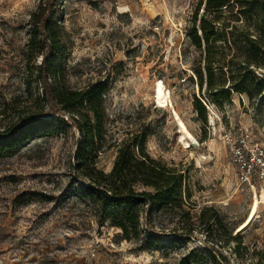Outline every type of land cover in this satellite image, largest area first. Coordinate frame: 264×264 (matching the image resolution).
Here are the masks:
<instances>
[{"label":"rangeland","instance_id":"374dc122","mask_svg":"<svg viewBox=\"0 0 264 264\" xmlns=\"http://www.w3.org/2000/svg\"><path fill=\"white\" fill-rule=\"evenodd\" d=\"M200 1L60 0L57 15L66 46L64 84L108 83L107 144L98 168L109 172L122 143L147 134L150 157L184 174L190 194L185 209L196 222L192 236L143 252L109 222L100 226L92 209L72 196L79 133L68 127L66 134L32 140L0 158V264H264V205L239 246L224 232L235 236L264 189V114L257 115L245 95L234 93L219 107L206 101L205 85L199 91L193 70L204 66L203 55L188 31ZM39 2L0 0V131L16 122L14 106L40 94L32 82L28 96L24 56L30 13ZM158 81L197 147L179 142L172 107H157ZM194 94L208 104L206 124L195 112ZM215 217L221 223L212 227ZM185 226V219L164 210L148 220L167 238Z\"/></svg>","mask_w":264,"mask_h":264},{"label":"trees","instance_id":"16d2710c","mask_svg":"<svg viewBox=\"0 0 264 264\" xmlns=\"http://www.w3.org/2000/svg\"><path fill=\"white\" fill-rule=\"evenodd\" d=\"M59 8L60 0H40L30 13L24 51L26 86L29 97L32 82L40 94L31 101L26 99L22 108L14 106L16 122L0 131V158L14 156L32 140L66 134L71 127L79 133L71 162V180L76 185L72 196L92 209L100 226L109 222L121 231L122 239L134 242L143 252L158 251L164 242L192 236L196 222L185 209L190 194L184 174L150 157L147 134L122 143L109 172L98 168L107 144L108 83L98 81L82 89L64 84L66 46L57 20ZM188 38L203 55L204 66L199 63L193 71L199 91L205 85L207 101L221 107L231 102L234 93L245 95L255 113L263 115L264 0H201L193 12ZM38 57L39 65L31 66ZM193 107L206 124V107L195 94ZM162 210L185 219L187 226L174 229L170 238L149 228V218ZM208 211L202 213L200 222ZM215 218L212 227L221 223ZM210 222L211 218L207 224ZM224 232L240 245L242 234Z\"/></svg>","mask_w":264,"mask_h":264},{"label":"bare ground","instance_id":"6f19581e","mask_svg":"<svg viewBox=\"0 0 264 264\" xmlns=\"http://www.w3.org/2000/svg\"><path fill=\"white\" fill-rule=\"evenodd\" d=\"M154 99L158 108H166L170 106L172 107L173 111L171 113V116L177 128L179 129V142L183 143L185 148H190L193 146L197 147L198 146L197 139L191 133L185 121L173 108L170 92L167 91L162 81H158L157 85L154 88ZM261 204L264 205V189L262 190L261 196L260 197L256 196L254 201L252 202L247 217L242 222V224H240V226L237 228L238 229L236 232L237 235L244 234L252 226L253 222L258 217L259 208Z\"/></svg>","mask_w":264,"mask_h":264},{"label":"built area","instance_id":"2783aa9c","mask_svg":"<svg viewBox=\"0 0 264 264\" xmlns=\"http://www.w3.org/2000/svg\"><path fill=\"white\" fill-rule=\"evenodd\" d=\"M206 99V98H205ZM202 100V99H201ZM206 101H207V99H206ZM202 102L204 103V105L209 109V107H208V104H207V102H205L204 100H202Z\"/></svg>","mask_w":264,"mask_h":264}]
</instances>
